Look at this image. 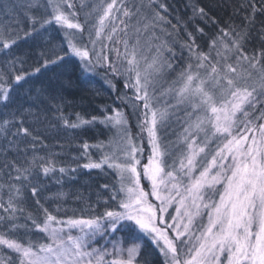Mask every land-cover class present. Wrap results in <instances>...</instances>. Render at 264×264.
<instances>
[{"label":"snow or ice","instance_id":"snow-or-ice-1","mask_svg":"<svg viewBox=\"0 0 264 264\" xmlns=\"http://www.w3.org/2000/svg\"><path fill=\"white\" fill-rule=\"evenodd\" d=\"M154 3L155 0H149V7ZM37 5L44 9V15L28 17L31 31H25L24 36L55 24L65 30L68 39L62 54L57 51L43 59L35 73L49 65L59 66L65 57L71 56L78 57L86 71H94L96 65L104 67L101 54L96 53V63L93 64L90 51H95L98 42L103 43L105 22L110 20L114 10L119 12L121 8L125 17L132 15L123 6L117 8V0H111L93 5V10L99 13L95 23L89 24L86 18L82 24L75 11H65V6L68 9L74 7L71 0H46V4L37 0V4L29 7ZM157 9L167 11V6L158 4ZM154 11L153 23L145 24V31L150 26H159L156 21L171 24L158 10ZM192 11L190 19L199 17L205 23H215L204 8L194 5ZM252 11H256L254 4ZM87 15L91 16L92 12ZM85 25H89L88 43H83ZM172 27L175 29L177 25ZM229 27L231 33L220 28L219 33L210 39L207 52L197 51L200 46L196 43V36L186 32L188 39L181 47L187 48L189 60L194 63H186L161 93L171 95L176 102H165L163 108L153 106L155 86L151 77L165 65L172 68L167 58L161 62L164 51L175 55L172 47L167 40L161 41L154 46L156 54L147 62L148 58L137 50L139 39L131 45L127 40L120 41L123 53L119 49L115 51L118 57L123 56L127 67L120 72L115 64L109 63L106 70L113 77L123 75L124 86L133 89L132 97H118L128 102L133 112L140 107L136 101H142L140 115L143 119L138 120V126L141 132H147L151 146L147 163L141 164L138 158V154H143V147L133 141L123 111L112 109L111 114L104 111L101 116L90 119L76 113L75 121L62 116L67 128L99 123L115 130V135L108 141L109 150L102 152L98 160H93L87 152L88 143L82 145L87 157L82 167L91 170L107 166L114 171L117 183L110 188V198L115 201L116 208H105L102 215L90 219L64 221L41 205L42 224H38L31 214L26 217L32 221L33 227L46 234L48 242L37 243L27 232L23 238L15 235L20 228L27 229V225L16 223L17 211L24 210L13 203L10 195L7 207L0 203V208L8 213L0 217V256L5 257L0 259V264H140L137 257L141 255L145 237L164 257L163 264H264V64L261 63L264 51L259 56L249 57L242 48L248 35L246 28L237 31L235 27ZM116 31V27H112L107 40L112 41ZM161 31L165 30L161 28ZM196 32L206 35L199 26ZM166 35L171 33L166 32ZM19 38V35L0 33V51L12 48ZM76 38L81 43L78 44ZM228 53L235 54L231 63ZM141 61L146 62L143 70ZM241 61H247L246 68ZM28 75L21 72L13 79L19 84L26 81ZM106 82L115 88L112 81ZM10 92V83L0 76V101L5 102V106L11 99ZM180 105L184 106L187 127L175 145H182L178 157L169 161L165 157H171V150L161 145L157 129L168 120V109ZM9 123L4 121L5 125ZM20 123L22 125L23 121ZM18 132L31 136L27 127H20ZM93 147L99 150L105 145L101 143ZM39 160L43 163L37 165V158L33 157L29 164L41 168L44 175L57 171L53 160L44 157ZM15 171V179H27L31 168L16 167ZM65 171V168H59V172ZM142 177L149 183L150 191L145 190ZM104 187L109 188L108 185ZM15 191L19 194L20 190L16 188ZM31 191L36 196L37 188L33 187ZM150 195L159 203L152 202ZM36 203H40L38 199ZM174 205L175 215L169 212ZM166 215L170 222L165 220ZM72 229H78L79 235H73ZM118 231H126L128 235L125 239L106 241L112 244L111 251L93 246L98 236ZM9 251L15 258L8 254ZM106 256L113 258L106 260Z\"/></svg>","mask_w":264,"mask_h":264},{"label":"trees","instance_id":"trees-1","mask_svg":"<svg viewBox=\"0 0 264 264\" xmlns=\"http://www.w3.org/2000/svg\"><path fill=\"white\" fill-rule=\"evenodd\" d=\"M136 1L117 0V8L123 6L132 15L125 17L121 8L119 12L114 10L110 20L105 22L107 27L101 38L103 43L98 42L95 51H90L93 64L96 63V53L101 54V62L104 64V67L96 65V73H85L82 62L75 56L65 57V61L59 66L49 65L35 73V68L40 67L43 59L57 51L62 54V49L67 47V38L62 28L55 24L25 37L24 32L31 31L28 17L43 16L44 9L38 5L30 8L29 5L33 3H22L19 0H0V33L20 37L12 48L0 51V76L11 85L10 101L6 106L5 102L0 101V203L7 207L11 195L13 203L24 210L16 213V223L27 225V229L20 228L15 233L20 238L27 232L34 242H48L46 234L33 227L32 221L26 219L31 214L38 224H42L44 214L40 210L41 205L64 221L90 219L102 215L105 208H116L115 201L110 198V188L116 184L115 175L104 173L102 169L88 170L82 167L87 162L82 145H90L87 152L94 160L93 157H97L101 149L98 150L93 145L107 143L112 136V129L99 123L77 129L67 128L62 116L75 121V114L79 113L90 119L92 116H101L104 111L110 114L112 109L121 108L127 116L133 141L143 147L142 156L138 154L141 164L147 163L151 146L147 132H141L138 126V120L143 119L140 115L143 111L142 101H136L140 107L133 112L128 102L118 99L132 97L133 89L124 86L123 75L113 77L106 70L109 63L115 64L120 72L127 67L123 56L118 57L115 49L123 53L122 40H127L130 45L135 43ZM71 2L82 24L86 18L89 24L95 23L97 16L88 18L85 15L84 0ZM39 3L46 4V0H39ZM163 4L167 6V11L163 9L162 15L171 21L166 26L176 32L181 41L188 39L186 32L193 33L200 46L197 51H209L210 39L219 33L220 28L231 33L230 25L237 31L246 28L248 35L242 48L249 57L259 56L264 51V0H163ZM253 4L255 13L252 11ZM194 5L204 8L215 23H205L199 17L190 19L193 17ZM121 20L124 21L123 24L120 23ZM172 25H177V28L174 29ZM88 26L85 25L83 43H88ZM197 26L203 28L206 35L196 32ZM112 27H116L117 31L112 41H109L106 37ZM89 48L91 49V45ZM261 63L264 64V58ZM21 72L29 75L26 81L17 84L13 78ZM101 75L112 81L115 88L110 87ZM5 120L10 123L5 125ZM20 127H27L31 136L18 132ZM33 157L37 158V165L43 163L39 157L53 160L57 171L44 175L41 168L29 164ZM16 167L31 168L27 179H15ZM61 167L66 169L64 173L59 172ZM33 187L37 188L36 196L32 194ZM16 188L20 190L19 194L15 191ZM37 199L39 204L36 203ZM7 215L4 208H0V217ZM142 243L141 255L137 258L140 264H163V256L155 244L147 237ZM8 254L15 258L10 251ZM3 258L5 257L0 256V259Z\"/></svg>","mask_w":264,"mask_h":264},{"label":"rangeland","instance_id":"rangeland-1","mask_svg":"<svg viewBox=\"0 0 264 264\" xmlns=\"http://www.w3.org/2000/svg\"><path fill=\"white\" fill-rule=\"evenodd\" d=\"M3 2H7L8 0H2ZM22 3H33L36 4L37 0H19ZM107 0H84V12L85 15L90 18L92 16H98L99 13L95 10H93V5H99L101 3L106 4ZM136 9H135V18L136 21L134 22L135 29H134V42L139 39L140 44L137 46V50L142 55L146 56L148 58L147 62H150L152 57L156 54V48L155 45H159L161 41L167 40L168 45L172 47L173 51L175 52V55L169 54L167 51L163 52V57H161V62H163L164 58H167V60L172 64V68L169 69L167 65L164 66V68L159 73H153V76L151 77L154 81L155 86V99L153 101L154 107H160L163 108L166 106L167 102L168 104H175V100L172 99L171 95H161V93L164 91V89L168 88V86L171 84L172 80H174L177 76V74L184 68L186 63L192 62L194 63V60H189L190 53L188 52L187 48H182L181 45L183 44V40L181 41L179 35H177L176 32H173L169 26H166V23H160L156 21L159 26L157 27H149L147 31L144 29L145 24H152L153 23V16L155 15L154 10H158L160 14L162 15L163 9H157L158 4H163V0H155V3L152 4L151 7H149V0H137L136 1ZM138 9V11H137ZM65 11H75V8L68 9L67 6H65ZM92 12L91 16H88L87 14L89 12ZM161 28H163L165 31H161ZM64 34L65 30L62 28ZM167 33H171V35H166ZM153 34L155 36L160 37L159 40L155 39ZM68 39V37H66ZM79 38H76V42L79 44L80 42ZM151 48V50H149ZM185 51V52H184ZM215 53H213V56ZM230 59L229 62H233L235 59V54L228 53ZM241 64L243 67H247V61H241ZM146 65L145 61H141L140 68L141 70L144 69ZM83 66V65H82ZM84 68V67H83ZM240 68H238V71ZM251 70V69H250ZM151 71V70H150ZM253 71V74L255 75V71ZM85 73H96V71H86ZM101 77L105 80H107L106 77L101 75ZM150 94H152V88L149 89ZM117 110L123 111L121 108H117ZM169 118L168 120L163 124V126L158 125V136L160 138V142L162 146H166L171 150V157H165L167 160L176 159L181 151V147H175V145L178 143V138L182 137L184 128L187 127V117L185 116L184 106L180 105L176 108H169ZM124 112V111H123ZM111 114V113H110ZM129 123V122H128ZM131 130V129H130ZM115 135V130L112 129V136L109 138H112ZM105 147L101 149L99 152V155L97 157H93L94 160H98L101 156V153L104 151H108V142L104 144ZM206 152L209 151V149L205 150ZM139 158V157H138ZM102 171L104 173H110L114 174V171L112 169H109L107 166H105ZM143 178V177H142ZM116 183H117V177L115 175ZM141 183L143 184L146 191H150L149 183L143 178L141 179ZM149 199L158 204L159 202L155 200V197L149 196ZM179 199V197H177ZM169 209V212L175 215L174 207ZM165 220L168 221L167 215L165 216ZM68 229H66L67 231ZM73 235H79L78 229H72ZM171 234V233H170ZM126 231H118L116 233H105L103 237L98 236L97 242L93 244L94 247L101 248L102 250L104 248H107L109 251L112 250V244L106 243V241H116L120 239H125L127 237ZM113 256H106V260L112 259ZM138 258V257H137ZM164 260V257H163Z\"/></svg>","mask_w":264,"mask_h":264}]
</instances>
